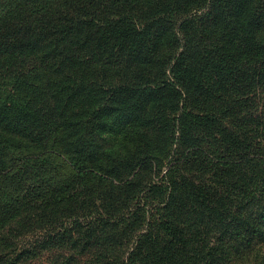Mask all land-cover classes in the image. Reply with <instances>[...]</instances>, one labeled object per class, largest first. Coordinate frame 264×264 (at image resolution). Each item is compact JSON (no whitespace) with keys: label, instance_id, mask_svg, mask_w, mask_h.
I'll return each instance as SVG.
<instances>
[{"label":"trees","instance_id":"1","mask_svg":"<svg viewBox=\"0 0 264 264\" xmlns=\"http://www.w3.org/2000/svg\"><path fill=\"white\" fill-rule=\"evenodd\" d=\"M263 101L264 0H0V264H234Z\"/></svg>","mask_w":264,"mask_h":264},{"label":"rangeland","instance_id":"2","mask_svg":"<svg viewBox=\"0 0 264 264\" xmlns=\"http://www.w3.org/2000/svg\"><path fill=\"white\" fill-rule=\"evenodd\" d=\"M264 102V101H263ZM263 102L261 103L262 107H264ZM264 110V109H263ZM35 234H29L20 238H14V242L16 247L7 252L9 255V261H12L16 255L22 248L28 247L36 240ZM48 256H44L43 258L36 259L33 262L29 261L24 264H48ZM234 264H264V243H256L250 250L245 253L244 257H240L234 259Z\"/></svg>","mask_w":264,"mask_h":264}]
</instances>
